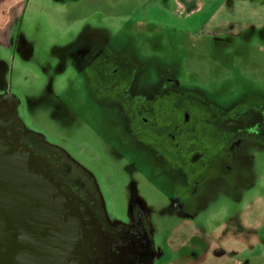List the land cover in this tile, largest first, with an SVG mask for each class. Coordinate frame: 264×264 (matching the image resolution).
Returning <instances> with one entry per match:
<instances>
[{
	"label": "rangeland",
	"instance_id": "1",
	"mask_svg": "<svg viewBox=\"0 0 264 264\" xmlns=\"http://www.w3.org/2000/svg\"><path fill=\"white\" fill-rule=\"evenodd\" d=\"M236 1L249 6V0ZM184 2L0 0V96L17 102L27 135L87 176L110 225L128 224L140 211L154 250L167 252L169 243L177 250L172 264L205 250L212 233L232 235L237 243L256 237L264 249V146L246 147V173L231 160L218 183L202 184L188 208L194 215L184 224L185 215L171 207L176 181L161 174L176 161L161 164L143 155L122 132L99 81L79 70L99 43L128 54L139 71L138 86L147 90L165 67L181 87L202 90L213 102L264 97V31L242 26L233 35L203 37L195 23L187 30L185 22L196 14L186 20L194 0ZM164 255L156 264L168 261Z\"/></svg>",
	"mask_w": 264,
	"mask_h": 264
},
{
	"label": "flooded vegetation",
	"instance_id": "2",
	"mask_svg": "<svg viewBox=\"0 0 264 264\" xmlns=\"http://www.w3.org/2000/svg\"><path fill=\"white\" fill-rule=\"evenodd\" d=\"M194 15L189 8L185 19ZM83 63L79 72L99 81L122 132L142 154L176 161L161 174L176 181L171 207L186 221L202 184L218 183L231 160L246 173V147L264 146V97L213 102L202 90L181 87L165 67L147 90L138 86L128 54L99 43ZM16 108L9 94L0 96V264H156L164 251L154 250L142 213L110 225L87 176L27 135Z\"/></svg>",
	"mask_w": 264,
	"mask_h": 264
},
{
	"label": "crops",
	"instance_id": "3",
	"mask_svg": "<svg viewBox=\"0 0 264 264\" xmlns=\"http://www.w3.org/2000/svg\"><path fill=\"white\" fill-rule=\"evenodd\" d=\"M185 4H189L191 0H184ZM236 0H194V5L191 7L196 14V20H192L191 23H195V26L202 30L205 36H221V35H233L237 28L244 27H259L264 31V0L247 1L249 6H237ZM84 9V6L74 5L72 8ZM87 8V7H86ZM183 8H185L183 6ZM187 8V7H186ZM201 14V15H200ZM239 28V29H240ZM187 224V221H183ZM195 239V238H194ZM198 239V238H197ZM168 240V239H167ZM206 246L203 249L197 251L196 253L190 252L189 256L181 257L184 264H257V258L260 264L264 261V249L257 246V238L255 239L249 237L246 242L242 239L234 237L232 235H227L217 238L213 233L211 238L205 239ZM254 243V244H251ZM168 251L164 250L163 254L165 260L161 264H172L173 259L171 257L176 255L175 249H173L172 244H166ZM215 247L221 248V251L212 250ZM257 250L261 252L258 253ZM170 256H168V254ZM162 254V256H163ZM211 254H216V257L211 256ZM161 256V257H162ZM169 257V258H168ZM171 259V260H169ZM179 259V260H181ZM238 259V260H237ZM240 259H244L246 262H239ZM181 264V262H180Z\"/></svg>",
	"mask_w": 264,
	"mask_h": 264
},
{
	"label": "water",
	"instance_id": "4",
	"mask_svg": "<svg viewBox=\"0 0 264 264\" xmlns=\"http://www.w3.org/2000/svg\"><path fill=\"white\" fill-rule=\"evenodd\" d=\"M34 187V186H33ZM46 214V212H44ZM45 219V218H44Z\"/></svg>",
	"mask_w": 264,
	"mask_h": 264
}]
</instances>
